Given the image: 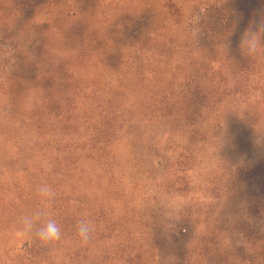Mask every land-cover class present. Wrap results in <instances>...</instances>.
I'll list each match as a JSON object with an SVG mask.
<instances>
[{
    "label": "rangeland",
    "instance_id": "1",
    "mask_svg": "<svg viewBox=\"0 0 264 264\" xmlns=\"http://www.w3.org/2000/svg\"><path fill=\"white\" fill-rule=\"evenodd\" d=\"M262 16L264 0H0V264H264V45L240 49ZM42 183L51 246L14 236Z\"/></svg>",
    "mask_w": 264,
    "mask_h": 264
},
{
    "label": "clouds",
    "instance_id": "2",
    "mask_svg": "<svg viewBox=\"0 0 264 264\" xmlns=\"http://www.w3.org/2000/svg\"><path fill=\"white\" fill-rule=\"evenodd\" d=\"M264 36V16L260 18L259 27L253 31L252 26L245 31L241 42L240 49L248 57L254 56L260 49ZM35 195L41 205L45 207L38 208L31 215L23 217L21 227L15 231L14 236L17 238L31 237L37 240L41 246H51L62 238L60 225L55 219L49 218L47 205L53 200L56 192L52 185L47 183L40 184ZM95 230V225L87 219H81L76 225V236L80 246H86Z\"/></svg>",
    "mask_w": 264,
    "mask_h": 264
}]
</instances>
